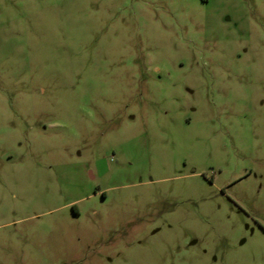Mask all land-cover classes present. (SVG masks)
Masks as SVG:
<instances>
[{
	"label": "rangeland",
	"instance_id": "374dc122",
	"mask_svg": "<svg viewBox=\"0 0 264 264\" xmlns=\"http://www.w3.org/2000/svg\"><path fill=\"white\" fill-rule=\"evenodd\" d=\"M0 264H264V0H0Z\"/></svg>",
	"mask_w": 264,
	"mask_h": 264
}]
</instances>
